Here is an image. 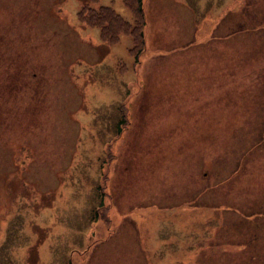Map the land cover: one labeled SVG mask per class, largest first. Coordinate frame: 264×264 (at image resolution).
Returning <instances> with one entry per match:
<instances>
[{
  "label": "rangeland",
  "instance_id": "1",
  "mask_svg": "<svg viewBox=\"0 0 264 264\" xmlns=\"http://www.w3.org/2000/svg\"><path fill=\"white\" fill-rule=\"evenodd\" d=\"M130 1L0 0V264H264V0Z\"/></svg>",
  "mask_w": 264,
  "mask_h": 264
},
{
  "label": "trees",
  "instance_id": "2",
  "mask_svg": "<svg viewBox=\"0 0 264 264\" xmlns=\"http://www.w3.org/2000/svg\"><path fill=\"white\" fill-rule=\"evenodd\" d=\"M124 1H126V0H124ZM131 1L135 3V6H136L135 8H136L137 12H135V11L133 12V10H132V8L130 6V9H131V21L132 22L129 23V22L126 21L128 29L126 27L127 31L125 33V34L130 35V39H131V43H132L130 49L134 46V43H135V40L133 38L135 21H137V23H139L138 27L136 25V27H137V35L139 37L138 42H142V29H143V26H144V18H143L141 0H131ZM95 9L93 10L94 13H96L97 10L100 11L102 9V6H98ZM103 12H105V10L101 11V13H103ZM81 19L83 21H85V23H87L89 25H94V26L98 27L99 32H100V34H99L100 37H102L104 39L103 36H106L105 37L106 39L104 41L106 43H111L113 41V39H114V35L116 34V32L121 31V22L119 23V27H118V23L116 22V19H114L113 22H107L102 17L91 18L89 12H87L86 15L82 13L81 14ZM118 19L121 20L119 17H118ZM140 37H141V40H140Z\"/></svg>",
  "mask_w": 264,
  "mask_h": 264
},
{
  "label": "crops",
  "instance_id": "3",
  "mask_svg": "<svg viewBox=\"0 0 264 264\" xmlns=\"http://www.w3.org/2000/svg\"><path fill=\"white\" fill-rule=\"evenodd\" d=\"M143 18H144V16H143ZM144 26H145V21H144ZM144 26H143V36H144ZM143 257L144 258H153V259H155L156 260V262H155L156 264L160 263L161 260L162 261H166L169 258H178V257H175L173 255H168V254H164V253L159 255V256H151V255L145 256V255H143Z\"/></svg>",
  "mask_w": 264,
  "mask_h": 264
}]
</instances>
